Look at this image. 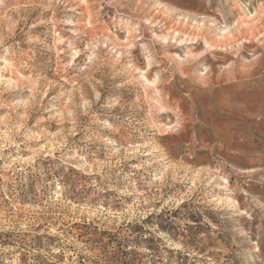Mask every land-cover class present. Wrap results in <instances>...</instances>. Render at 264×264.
Masks as SVG:
<instances>
[{
	"label": "rangeland",
	"instance_id": "374dc122",
	"mask_svg": "<svg viewBox=\"0 0 264 264\" xmlns=\"http://www.w3.org/2000/svg\"><path fill=\"white\" fill-rule=\"evenodd\" d=\"M0 264H264V0H0Z\"/></svg>",
	"mask_w": 264,
	"mask_h": 264
},
{
	"label": "bare ground",
	"instance_id": "6f19581e",
	"mask_svg": "<svg viewBox=\"0 0 264 264\" xmlns=\"http://www.w3.org/2000/svg\"><path fill=\"white\" fill-rule=\"evenodd\" d=\"M77 8H78V7H77ZM91 31H92V30H91ZM103 32H104V31H103ZM103 32H102V33H103ZM93 33H94V32H93ZM129 35H130V34H129ZM175 37H176V35H175ZM113 45H114V44H113ZM77 58H79V57H77ZM148 86H149V85H148ZM32 216H33V215H32ZM35 218H37V217H35ZM69 238H70V237H69ZM87 247H88V246H87ZM83 248H84V247H83ZM58 255H59V254H58Z\"/></svg>",
	"mask_w": 264,
	"mask_h": 264
}]
</instances>
